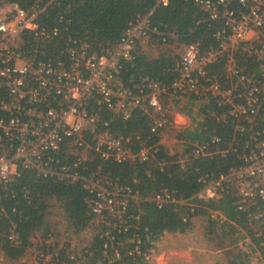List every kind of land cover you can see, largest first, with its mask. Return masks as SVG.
Returning <instances> with one entry per match:
<instances>
[{"label": "built area", "instance_id": "built-area-1", "mask_svg": "<svg viewBox=\"0 0 264 264\" xmlns=\"http://www.w3.org/2000/svg\"><path fill=\"white\" fill-rule=\"evenodd\" d=\"M194 2L208 20L222 22L215 35L218 45L206 51L198 43L184 44L176 35L160 30L152 22V12L138 15L117 43L95 51L87 41L67 34L64 15L53 26L45 22L60 0H35L29 8L13 2L0 6V200L18 195V180L26 171L55 182L82 185L89 192L86 201L94 216L87 230L108 227L96 232L106 238L104 258L109 263L122 260L117 233L129 232L130 221L140 220V215L127 214L131 206L140 207L144 201L160 209L187 207L183 219L191 222L200 200L217 201L231 195L238 209L247 213L255 236L264 235V0ZM157 3L168 5L169 0ZM172 39L181 46L177 56L167 47ZM149 51H156L154 58L161 54L177 57V75L171 85L150 77L131 85L124 81L125 63L138 55L148 56ZM238 56L256 58L260 71L247 70ZM220 59L224 60L223 80L210 74L211 64ZM188 95L204 103L214 99L223 111L207 112L224 124L230 123L234 136L225 145L216 135L204 142L178 137L182 149L170 153L175 161L183 168L191 159L225 156L231 151L238 153L239 166L218 177H200L204 187L192 198L167 188L144 196L102 174L100 167L90 175L82 172L96 157L102 162L148 161L153 147L141 143V148L134 150L132 138L113 131L112 122L128 120L142 110L149 117L150 133L165 144V134L178 136L190 126L188 120L184 122L188 116L180 110V102ZM21 192L29 198L26 187ZM11 211L19 213L17 207ZM63 212L65 215L64 208ZM208 216L216 223L226 221L217 209H210ZM4 219L9 226L0 227V264H93L89 243L74 247L66 241L60 247L52 233L44 241H29L25 246L17 222L0 201V221ZM66 228L72 229L68 219ZM129 241L134 244L129 255L149 262L152 253L142 250L139 234L134 233ZM7 243L24 250L12 257L6 252Z\"/></svg>", "mask_w": 264, "mask_h": 264}, {"label": "trees", "instance_id": "trees-1", "mask_svg": "<svg viewBox=\"0 0 264 264\" xmlns=\"http://www.w3.org/2000/svg\"><path fill=\"white\" fill-rule=\"evenodd\" d=\"M35 0H0V6L5 2L18 3L22 7L29 8ZM61 3L51 10L45 22L49 26L58 24L60 15H64L68 21L69 31L73 38L83 39L90 43L92 50L100 51L106 45H113L120 39L123 30L136 19L138 15L152 12L151 18L154 25L160 30L174 34L184 44L198 43L203 51L218 45L216 32L222 27V22H213L207 19L195 4L194 0H169L168 5H161L157 0H60ZM65 26V23L59 24ZM63 40H61V43ZM176 56L161 54L157 58H149L145 54L138 55L133 62H126L122 77L126 84L139 82L143 77H150L163 84L171 85L177 72L175 70ZM240 63L250 71H260V62L254 57L238 56ZM224 60L211 64L210 74L217 75L221 80L223 76ZM195 97V96H194ZM198 98V97H197ZM264 111V99L262 102ZM216 111L220 114L223 108L219 107L214 99L206 101L201 107L202 120L193 119V124L179 132L178 137L186 141L204 142L210 140L213 135L219 136L221 144L229 142L234 136L232 125L218 121L207 110ZM104 116H111L104 111ZM112 130L126 137H131L136 144L134 150L145 146H152V155L146 162L129 160L122 163L115 161L102 162L97 157L86 165L85 174L95 173L98 167L102 174L118 180L122 184H128L138 190L144 196L155 191L160 192L167 188L174 190L179 196L192 198L202 190L204 184L200 177L209 174L218 177L227 172L231 167L239 166L241 161L238 153L228 152L225 156L216 154L213 157H201L191 159L185 167H181L170 154L168 147L160 143V137L150 133L149 117L142 110H137L128 120L115 119L112 122ZM190 150L187 149V151ZM16 197H3L0 200L10 211V215L17 222L24 245L37 232H42L46 237L50 233L46 217L49 201L53 198L60 200L63 204L65 216L67 217L72 231L75 234L84 232L91 224L93 214L87 203L89 192L80 184H65L50 179L39 177L35 172L26 171L18 180ZM22 187L30 191L29 198L25 199L21 192ZM200 207L195 208V215H209L210 209L221 211L226 221L221 225V235L230 237L229 245H236L243 241L246 236L250 237L253 246L259 250L264 258V235L255 236L248 225V215L240 211L236 204V198L224 195L216 200H200ZM17 207L19 213H13L11 209ZM189 211L187 207L177 209L173 205L158 208L155 203L144 201L140 207L131 206L128 215H140L137 222L131 220L133 225L127 233H117L122 260L109 263L104 257V244L106 238L101 236L100 231L94 234L87 247L91 255V261H101V264H145L141 256L129 255L128 250L134 247L130 238L138 233L142 239V250L150 251L166 232H186L191 222L184 221L183 215ZM137 225V228H135ZM216 222L209 223L210 232H214ZM8 220H1L0 227L7 228ZM107 230L106 225L95 227L97 230ZM246 234H241L242 230ZM117 241H115L116 243ZM24 246V248H25ZM6 252L15 257L24 249H16L5 244ZM111 251V249H110ZM109 251V252H110ZM249 255L240 250L234 255L230 264H248Z\"/></svg>", "mask_w": 264, "mask_h": 264}, {"label": "rangeland", "instance_id": "rangeland-1", "mask_svg": "<svg viewBox=\"0 0 264 264\" xmlns=\"http://www.w3.org/2000/svg\"><path fill=\"white\" fill-rule=\"evenodd\" d=\"M174 55H178L179 52H181V46L179 45V42L176 39H172L169 46H167ZM149 58H154L156 54V51H149L147 52ZM204 103V100L201 98H197L194 96H186L180 102V110H182L187 116L188 119L184 120V122L188 120V123L190 126L193 124V119L200 121L202 120V114H201V107ZM189 126V127H190ZM179 138L177 134L168 133L164 135L163 142L168 146V149H170V153H178L182 149L181 143H179ZM50 207L48 209V214L46 217L47 226H49L50 233L56 235L60 247L63 246V243L66 241H70V244L74 247H77L78 245L84 246L85 244H88L92 238L94 237V234L96 233L94 228L86 229L84 232L80 234H75L72 229H67V217L64 215L63 208H62V202L59 200L51 199L49 201ZM199 219L193 222L191 221V225L189 229L187 230V233L183 234L182 232H176V233H167L168 235L165 237V241H208V246L210 247H217L220 246L222 248H226L224 251L225 255L227 256V252L232 256L231 251L236 252L235 249H241L239 245H235L229 247V242L231 241L230 237H223L221 235V223H216V227L214 232H210L209 223L211 222V219L208 215H200L198 217ZM242 230V229H241ZM37 236H34L33 241H44L45 236L42 234L40 235L39 232H37ZM241 234H246L242 230ZM248 237V236H247ZM248 240L245 241H252L251 238H247ZM157 242V241H156ZM252 244V243H251ZM229 249H228V248ZM234 247V250H233ZM236 247V248H235ZM252 247V248H251ZM250 247V262L248 264H264V258H262V255L260 254L259 250H256V247L252 246ZM152 258L149 260V262L145 264H152L156 262L157 255H161L162 251L158 249V247L152 248L151 250ZM228 254V255H229Z\"/></svg>", "mask_w": 264, "mask_h": 264}, {"label": "crops", "instance_id": "crops-1", "mask_svg": "<svg viewBox=\"0 0 264 264\" xmlns=\"http://www.w3.org/2000/svg\"><path fill=\"white\" fill-rule=\"evenodd\" d=\"M199 216L200 215L193 218V222H195V224L196 220L199 219ZM39 233L42 235V232ZM167 233L171 234V232H166L154 244L155 247H158V249L162 251V254L157 255L155 259L156 262L152 264H230V262L234 259V255L240 250L246 252V254L249 255L248 258H250V247L252 246V241H245L248 240L247 238H249L247 236L243 241H240L236 244L241 246V249H238V247L235 249V253H233L234 251H231L232 256L229 254V252H227L226 256L224 253L226 248H222L220 246L215 248L210 247L207 244L208 241H165V237L168 235ZM185 233H187V231L183 232V234ZM37 235L38 234L36 233L35 236ZM232 246L230 245L229 247L232 249ZM255 251L258 250L256 249Z\"/></svg>", "mask_w": 264, "mask_h": 264}]
</instances>
